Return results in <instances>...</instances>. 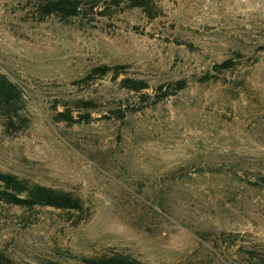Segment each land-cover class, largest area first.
Here are the masks:
<instances>
[{"label": "rangeland", "instance_id": "rangeland-1", "mask_svg": "<svg viewBox=\"0 0 264 264\" xmlns=\"http://www.w3.org/2000/svg\"><path fill=\"white\" fill-rule=\"evenodd\" d=\"M35 1L0 0V69L27 99L23 119L0 111V169L84 209L0 203V254L264 264V0H98L44 20ZM227 59L236 66L212 73ZM100 65L121 74H93ZM124 76L147 80L146 94ZM65 106L79 121L57 119Z\"/></svg>", "mask_w": 264, "mask_h": 264}, {"label": "trees", "instance_id": "trees-1", "mask_svg": "<svg viewBox=\"0 0 264 264\" xmlns=\"http://www.w3.org/2000/svg\"><path fill=\"white\" fill-rule=\"evenodd\" d=\"M135 6L148 7L152 0H134ZM85 3V5H84ZM99 5L98 0H36L34 7L37 16L40 20H44L51 15H57L64 19L72 16H77L85 10L94 11V8ZM106 8V7H105ZM101 14H106L107 9L101 11ZM233 59H227L219 64L214 65L213 69L219 73L223 69H232L236 66ZM122 66L100 65L95 67L93 74L105 75L109 72H114L117 78L121 74ZM208 78V77H206ZM182 85L175 87L174 90L169 85L164 89L163 84L157 88V99L161 100L176 90L183 87V81L178 82ZM120 86L129 91H134L145 95V92L150 84L142 78L124 76L120 79ZM26 95L23 88L14 81L7 73L0 69V111L10 120L16 118L23 119L22 110L26 108ZM78 106L92 107L93 100L78 99ZM89 114L81 115V118L86 121L90 120ZM58 120L76 122L79 119L74 117L72 109L65 106L63 111L57 113ZM0 203L17 205L28 209H33L36 206L54 207L67 211H82L84 209L83 199L71 191L58 189L52 186L41 183L31 182L19 175L7 172L0 169ZM83 264H148L129 255L114 252L99 256L83 257ZM0 264H16L11 258H8L3 253L0 254Z\"/></svg>", "mask_w": 264, "mask_h": 264}, {"label": "water", "instance_id": "water-1", "mask_svg": "<svg viewBox=\"0 0 264 264\" xmlns=\"http://www.w3.org/2000/svg\"><path fill=\"white\" fill-rule=\"evenodd\" d=\"M212 73H217V70H215V69H212Z\"/></svg>", "mask_w": 264, "mask_h": 264}]
</instances>
